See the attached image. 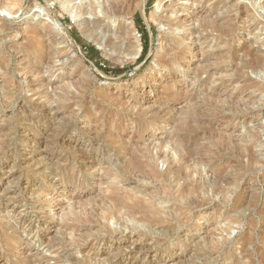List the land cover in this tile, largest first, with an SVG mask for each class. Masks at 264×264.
<instances>
[{
  "label": "rangeland",
  "instance_id": "374dc122",
  "mask_svg": "<svg viewBox=\"0 0 264 264\" xmlns=\"http://www.w3.org/2000/svg\"><path fill=\"white\" fill-rule=\"evenodd\" d=\"M19 1L0 6V264H264V0H214L209 37L193 19L213 2L176 0L183 43L161 0L117 17ZM34 25L55 37L39 71Z\"/></svg>",
  "mask_w": 264,
  "mask_h": 264
},
{
  "label": "bare ground",
  "instance_id": "6f19581e",
  "mask_svg": "<svg viewBox=\"0 0 264 264\" xmlns=\"http://www.w3.org/2000/svg\"><path fill=\"white\" fill-rule=\"evenodd\" d=\"M17 2L18 0H0V6L3 4H11L12 5H4L5 6V10L7 12H9L10 14L14 12V7L15 4L13 2ZM20 1H24V0H20ZM19 1V2H20ZM72 1V0H71ZM137 0H103L102 2V6L100 7V10L102 12V14L106 17H117L119 16L121 13H126V14H130L132 15L134 11H136L137 9H140L141 11H145V7L146 4L148 2V0H138V2H136ZM165 1V0H164ZM196 1V0H195ZM206 2H213L212 5L210 6L209 9L207 8H201L198 11L194 12V16L196 20V22L199 23L198 29H196V32L198 34H201V32H205L206 36L209 37L212 35V33L216 30V28L218 27L219 23L221 22L219 17L220 14V10L219 9V3L215 2L214 0H205ZM96 2V1H95ZM193 2V1H192ZM198 2V1H197ZM73 3V2H72ZM168 3V2H167ZM189 3V1H188ZM187 3V4H188ZM203 3V2H201ZM23 4V3H22ZM20 4V5H22ZM74 4V3H73ZM19 5V4H18ZM157 5V4H156ZM23 6V5H22ZM200 6V5H199ZM227 6V5H226ZM190 7V6H189ZM198 7V6H197ZM4 8V7H3ZM73 8V7H72ZM157 8L160 10V12H158L159 14V19H160V23H163L164 25H167L168 27V34L171 36L172 38V42L174 43H183L184 41H187L188 39V34H187V29L184 27L183 22L186 21V19L181 16L178 15V12H186V9H182V8H177V1L176 0H171L168 4H164L163 0H161L158 3ZM221 8V6H220ZM77 9L79 10L80 13L82 14H96L98 11V7L94 4V0H90L88 3L86 4H78L77 5ZM223 9V8H222ZM226 10V8H225ZM190 11V10H189ZM194 11V10H193ZM73 12V11H72ZM77 12V11H76ZM192 12V11H191ZM226 13V12H225ZM187 14V13H186ZM190 14V13H189ZM181 15V14H180ZM185 15V14H182ZM81 16V15H80ZM226 18V17H223ZM4 20V19H3ZM104 21V20H103ZM124 21V20H123ZM112 23V22H111ZM124 23V22H122ZM125 24V23H124ZM190 24V23H189ZM228 25V24H226ZM124 26V25H123ZM122 26V27H123ZM224 27V26H223ZM5 28V27H4ZM9 28V27H8ZM14 28V27H13ZM28 28V27H27ZM110 28V27H109ZM225 31H228V27H224ZM16 29V28H14ZM13 29V30H14ZM111 29V28H110ZM122 29V28H121ZM10 30V29H9ZM12 30V31H13ZM17 30V29H16ZM20 31V28L18 29ZM85 30L90 32V36L94 37L95 41L99 40V37L97 35L94 36V28L92 26H87L85 27ZM106 30V29H105ZM104 30V31H105ZM123 30V29H122ZM120 31V28H119ZM118 31V32H119ZM16 32V31H15ZM87 32V33H88ZM102 32V31H101ZM108 32V31H107ZM111 32V31H110ZM109 32V33H110ZM21 33V32H20ZM52 33V32H51ZM50 32L44 31L42 29H40L37 25H34V27L31 30H28L27 33L25 34H31L28 37V41L26 42V44L24 45V50H27L29 53H33L36 57H41L42 59L39 61V66L33 67L34 71H39L41 68H43V66L45 65L46 62L49 63V61L52 59L53 56V51H54V44H55V37L51 34ZM231 33V32H230ZM19 34V33H18ZM118 34V33H117ZM120 34V33H119ZM130 34V32L128 33H124L122 32V35L124 36H128ZM21 36V35H20ZM19 36V37H20ZM18 37V36H17ZM57 39V38H56ZM109 39V38H108ZM107 40V39H106ZM109 41V40H108ZM107 41V42H108ZM112 41V40H111ZM195 41V40H194ZM196 41L198 42V40L196 39ZM195 41V42H196ZM21 42V41H20ZM101 42V41H100ZM7 43V42H6ZM209 43V41H208ZM211 43V42H210ZM190 44V43H189ZM188 45V44H187ZM2 46L4 47V45L2 44ZM126 46V45H125ZM170 46V45H169ZM190 46V45H189ZM110 47V46H109ZM120 47V45H119ZM198 47V46H196ZM208 47V46H207ZM202 48V47H201ZM128 49L130 50L131 54L133 55V57L135 58L138 54V50H139V42L138 41H131L129 42L128 45ZM191 49V48H190ZM194 49V48H193ZM196 49V48H195ZM199 49V48H198ZM56 50V49H55ZM124 50V49H123ZM200 52V51H199ZM191 54V53H190ZM213 54V53H212ZM25 56V55H24ZM194 56V55H193ZM27 57V56H26ZM179 56L174 55L173 60L177 59ZM208 57V56H207ZM211 57V56H210ZM254 57V56H253ZM256 57V56H255ZM185 58V57H184ZM192 58V57H191ZM33 59V58H32ZM212 59V58H211ZM34 60V59H33ZM209 60V59H208ZM29 61V60H28ZM32 61V60H31ZM36 61V59H35ZM211 61V60H210ZM249 61V60H248ZM253 61V59H251V62ZM257 60L254 59L253 62H255ZM250 62V61H249ZM248 62V63H249ZM252 62V63H253ZM32 63V62H30ZM259 64L257 66L260 65V62H258ZM160 64V63H159ZM251 64V63H250ZM36 65V64H35ZM49 65V64H48ZM162 65V64H161ZM165 65V64H164ZM169 65V64H168ZM254 65V64H252ZM172 66V64H171ZM256 66V67H257ZM261 67V66H260ZM167 68V67H166ZM253 68V67H252ZM7 69V68H6ZM256 69V68H255ZM175 70V69H174ZM250 70V69H249ZM50 71V70H49ZM255 71V70H254ZM38 73V72H37ZM209 73V72H208ZM39 74V73H38ZM37 74V75H38ZM208 76V75H207ZM207 78V77H206ZM46 78L43 77L41 78L37 83H42ZM209 80V79H208ZM3 81V80H2ZM33 81V80H32ZM49 81V80H48ZM47 82V79H46ZM43 84V83H42ZM44 86V85H43ZM53 86V85H52ZM202 89V88H201ZM196 91V90H195ZM173 93V92H172ZM64 95V93H62ZM70 94V93H69ZM68 94V95H69ZM199 94V93H198ZM67 95V94H66ZM200 95V94H199ZM71 96V95H70ZM69 96V97H70ZM180 96V95H179ZM58 99V98H57ZM60 99V98H59ZM177 99V98H176ZM191 99V98H190ZM75 100V99H74ZM122 100V99H121ZM70 101V100H69ZM178 101V99H177ZM191 101V100H190ZM71 102V101H70ZM187 102V101H186ZM72 103V102H71ZM35 106V105H34ZM57 109V108H56ZM54 110V109H53ZM103 110V109H102ZM226 110V109H225ZM57 111V110H56ZM106 113V111H105ZM228 115V114H227ZM230 115V114H229ZM220 117V116H219ZM231 117V116H230ZM102 118V117H101ZM225 118V117H224ZM71 119V118H70ZM74 119V118H73ZM72 120V119H71ZM190 122V121H189ZM192 122V121H191ZM190 122V123H191ZM201 124V123H200ZM85 131V130H84ZM82 133V132H81ZM179 137H181L182 141L184 142L185 145H187L189 142H192L194 140L193 137H190L189 135L186 134H181ZM113 140V139H112ZM115 140V139H114ZM103 140H101L102 142ZM100 142V143H101ZM115 142V141H114ZM101 145V144H100ZM193 145V144H192ZM34 146V145H33ZM142 146V145H141ZM100 147V146H99ZM74 149V148H73ZM102 149V148H101ZM114 149V148H113ZM188 150V148H187ZM110 151V149H109ZM116 151V150H115ZM177 151V150H176ZM253 151V150H252ZM146 152V151H145ZM238 152V151H237ZM109 153V152H108ZM115 153V152H114ZM156 153V152H155ZM248 154V153H247ZM108 155V154H107ZM100 156H102L100 154ZM105 156V154H104ZM112 156V155H111ZM144 156V155H143ZM248 156V155H247ZM255 158L257 156L253 155ZM110 157V156H109ZM113 157V156H112ZM252 157V156H251ZM102 158H104L102 156ZM107 158V156H106ZM115 158V157H114ZM190 158L189 154H185L183 159L186 161ZM120 159V158H119ZM154 160L156 159L155 157L153 158ZM88 160V159H87ZM106 162L108 161L107 159H105ZM54 161V160H53ZM134 161V166H133V170H137V171H141L139 169V167L143 168V164H144V160L143 159H136L135 158L132 160ZM105 162V161H104ZM125 162V161H124ZM123 162V163H124ZM68 164V163H67ZM94 164V163H93ZM92 165V164H91ZM97 165V164H96ZM86 166V165H85ZM112 166V165H111ZM45 167V166H44ZM115 167V166H114ZM98 168V167H97ZM111 169V168H110ZM119 171V170H118ZM136 171V172H137ZM43 174V173H42ZM138 176V174H137ZM179 176V173H178ZM120 181V180H119ZM183 182V181H182ZM111 187V186H110ZM146 192V191H145ZM82 194V193H81ZM138 194V193H137ZM118 200V199H117ZM129 201H127L126 199L122 200V202L125 203V205L127 206V210L124 213L126 218H129L130 216H133V212L135 209V203H133L132 200L128 199ZM107 204V203H106ZM107 210V209H106ZM95 213V212H94ZM105 214V213H104ZM106 217V216H105ZM110 218H114L112 215H110ZM142 218L144 220L147 219L146 214L144 213L142 215ZM122 222V221H121ZM111 223V222H110ZM132 223V222H131ZM82 226V225H81ZM81 228V227H80ZM74 229V228H73ZM80 230V229H79ZM84 230V229H82ZM86 230V229H85ZM76 232V230H75ZM86 232V231H85ZM111 261V260H110ZM113 261V260H112ZM111 261V262H112ZM101 263V262H100ZM109 263V261H108Z\"/></svg>",
  "mask_w": 264,
  "mask_h": 264
},
{
  "label": "trees",
  "instance_id": "16d2710c",
  "mask_svg": "<svg viewBox=\"0 0 264 264\" xmlns=\"http://www.w3.org/2000/svg\"><path fill=\"white\" fill-rule=\"evenodd\" d=\"M149 39L147 38V41H146V43H145V49H146V51L148 50V48H149ZM89 52L91 53V55L93 56V57H97L98 55H99V53H98V51L94 48V47H89ZM104 68V67H103Z\"/></svg>",
  "mask_w": 264,
  "mask_h": 264
},
{
  "label": "water",
  "instance_id": "95a60500",
  "mask_svg": "<svg viewBox=\"0 0 264 264\" xmlns=\"http://www.w3.org/2000/svg\"><path fill=\"white\" fill-rule=\"evenodd\" d=\"M143 14H145V11H143Z\"/></svg>",
  "mask_w": 264,
  "mask_h": 264
}]
</instances>
